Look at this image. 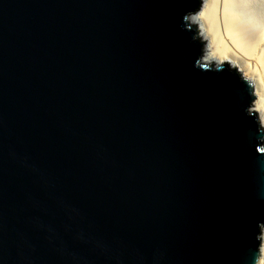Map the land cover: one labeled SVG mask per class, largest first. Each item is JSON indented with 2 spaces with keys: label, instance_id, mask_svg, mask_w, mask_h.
Instances as JSON below:
<instances>
[{
  "label": "water",
  "instance_id": "obj_1",
  "mask_svg": "<svg viewBox=\"0 0 264 264\" xmlns=\"http://www.w3.org/2000/svg\"><path fill=\"white\" fill-rule=\"evenodd\" d=\"M199 8L0 0V264H257L264 131Z\"/></svg>",
  "mask_w": 264,
  "mask_h": 264
},
{
  "label": "bare ground",
  "instance_id": "obj_2",
  "mask_svg": "<svg viewBox=\"0 0 264 264\" xmlns=\"http://www.w3.org/2000/svg\"><path fill=\"white\" fill-rule=\"evenodd\" d=\"M187 21L197 25L203 41L202 62L215 66L228 62L229 68L236 66L239 75L251 82L256 97L249 111L257 113L264 131V0H200V8Z\"/></svg>",
  "mask_w": 264,
  "mask_h": 264
},
{
  "label": "clouds",
  "instance_id": "obj_3",
  "mask_svg": "<svg viewBox=\"0 0 264 264\" xmlns=\"http://www.w3.org/2000/svg\"><path fill=\"white\" fill-rule=\"evenodd\" d=\"M259 251L262 253L257 259V264H264V248L259 249Z\"/></svg>",
  "mask_w": 264,
  "mask_h": 264
},
{
  "label": "rangeland",
  "instance_id": "obj_4",
  "mask_svg": "<svg viewBox=\"0 0 264 264\" xmlns=\"http://www.w3.org/2000/svg\"><path fill=\"white\" fill-rule=\"evenodd\" d=\"M189 23V22H188ZM190 24V23H189ZM192 24V23H191ZM197 37L200 39V41L203 43V41L201 40V38L198 36V28H197ZM200 61H201V59H200ZM202 62V61H201ZM202 63H204V62H202ZM215 67V65L213 64V68ZM263 141H264V138H263ZM263 144H264V142H263Z\"/></svg>",
  "mask_w": 264,
  "mask_h": 264
}]
</instances>
